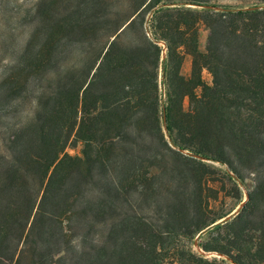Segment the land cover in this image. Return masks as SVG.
<instances>
[{
	"label": "trees",
	"instance_id": "obj_1",
	"mask_svg": "<svg viewBox=\"0 0 264 264\" xmlns=\"http://www.w3.org/2000/svg\"><path fill=\"white\" fill-rule=\"evenodd\" d=\"M128 6L122 14L113 0H38L23 19V43L9 44L0 73V264L12 239L7 264H210L185 240L212 226L217 243L199 244L226 257L213 264H264V5ZM197 89L198 110H181ZM77 145L79 154L65 151ZM168 158L181 168L163 164ZM203 159L228 168L236 204L237 184L255 177L227 221L219 220L230 211L214 210L219 191ZM90 235L99 241L89 249L72 244Z\"/></svg>",
	"mask_w": 264,
	"mask_h": 264
},
{
	"label": "rangeland",
	"instance_id": "obj_2",
	"mask_svg": "<svg viewBox=\"0 0 264 264\" xmlns=\"http://www.w3.org/2000/svg\"><path fill=\"white\" fill-rule=\"evenodd\" d=\"M38 0H0V73L3 72V65L10 58L9 52L11 50V46L9 47V44L12 42V44L15 45L16 48H18L24 41L26 35H27V29L28 26L23 21L27 11L31 10L36 2ZM115 3H117V8L120 9V12L127 13L129 10H131V6L129 5V0H113ZM209 1L210 4L216 5L217 7H225V6H231L234 8H242L247 9L251 8L253 6H260L264 5L262 2L263 0H205ZM192 7H196L192 5ZM150 17V12L146 13V18ZM24 23V24H23ZM208 30L204 25H200L198 29L196 30V37L199 45L200 51H205V44L207 40ZM160 45H163L162 42L159 43ZM15 49V48H14ZM162 59L165 57V50L161 53ZM191 68V59L189 58V62L186 60L184 61L182 65L181 72L185 75H189ZM202 77L203 79L210 83L211 82V76L206 71H202ZM200 95V90L197 89L195 92H193L190 95L185 96L181 101V110L184 111H191L196 112L198 110L197 108V99ZM164 99V95H163ZM65 151L71 155L79 154L80 152V146H68L66 147ZM185 155H190L189 151L183 150L181 151ZM210 169L211 171H214L212 173H208V179L210 185L217 188L218 193V200L214 203L215 205V212L221 213L225 211H230L229 214L222 218L219 221H227L231 219V216L236 214L238 210L242 207L243 203L247 200V194L252 189L254 183H255V177L252 174H245L244 176V182L238 183L237 187L242 192V201L238 204H236V190L233 189V183L228 178L226 172V169H228L225 165H222L219 162L212 161V160H202ZM163 164H166L167 166H173L175 168H181V165L178 163L172 162L171 159H167V162H163ZM165 165V166H166ZM192 167H197L195 164L192 165ZM201 169V168H200ZM199 169V170H200ZM152 174L158 173L160 171V168H152ZM229 174H232L229 172ZM222 183H224V187L222 186ZM223 187V188H222ZM218 221V222H219ZM216 235V231L214 227H208L205 228L200 233L196 234L191 240L187 239L185 240V244L187 247H189L190 251H193L197 256H202L203 258H206L210 264H213V260L216 259L217 262H219L220 259L226 257L222 254H219L215 251H205L201 248L199 243H209L211 245H215L217 242H214V238ZM17 240L12 239L11 246L7 249V251L3 250V255L5 256L4 262L7 264L9 263L8 258L11 253H13V246H15ZM99 241L98 237L90 235L86 237H77L73 240L72 244L76 249H80L81 247L89 249V247L92 244H97ZM247 245H244V248H246ZM185 249V248H184ZM184 251H187L184 250ZM76 251H69V255H74ZM229 264H233L228 260ZM163 264H178L177 262H172L170 260H166Z\"/></svg>",
	"mask_w": 264,
	"mask_h": 264
},
{
	"label": "crops",
	"instance_id": "obj_3",
	"mask_svg": "<svg viewBox=\"0 0 264 264\" xmlns=\"http://www.w3.org/2000/svg\"><path fill=\"white\" fill-rule=\"evenodd\" d=\"M189 58L191 59V57L189 55H185L184 57V61L186 60V62L188 61L189 62ZM184 63V62H183ZM185 75V74H184Z\"/></svg>",
	"mask_w": 264,
	"mask_h": 264
}]
</instances>
